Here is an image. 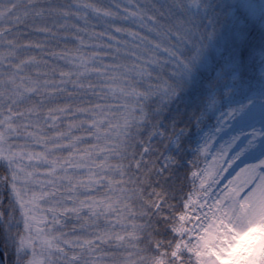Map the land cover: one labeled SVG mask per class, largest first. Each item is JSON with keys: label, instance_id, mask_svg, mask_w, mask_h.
<instances>
[{"label": "snow or ice", "instance_id": "obj_1", "mask_svg": "<svg viewBox=\"0 0 264 264\" xmlns=\"http://www.w3.org/2000/svg\"><path fill=\"white\" fill-rule=\"evenodd\" d=\"M0 169V264H264V0H0Z\"/></svg>", "mask_w": 264, "mask_h": 264}, {"label": "rangeland", "instance_id": "obj_2", "mask_svg": "<svg viewBox=\"0 0 264 264\" xmlns=\"http://www.w3.org/2000/svg\"><path fill=\"white\" fill-rule=\"evenodd\" d=\"M232 133L231 132H225V134L222 136V139H227ZM218 147V146H217ZM245 161L250 162V157H245L243 158ZM208 163H211V159H209ZM239 163V162H238ZM243 165H241L242 167ZM235 168V166H234ZM239 171V168H235V171H233V169H229L228 172L224 173L223 175L227 176L228 179H231L233 176H235V173ZM229 173H231V175H229ZM224 183H227V181L225 180ZM223 186V185H221ZM256 240H253L252 243H256ZM225 243H227V241H225ZM223 264H233L232 260H229L227 258V255L223 258Z\"/></svg>", "mask_w": 264, "mask_h": 264}, {"label": "trees", "instance_id": "obj_3", "mask_svg": "<svg viewBox=\"0 0 264 264\" xmlns=\"http://www.w3.org/2000/svg\"><path fill=\"white\" fill-rule=\"evenodd\" d=\"M201 166L202 167L204 166L203 162L201 163ZM2 171L3 170L0 169V172H2ZM2 198H3V203L6 206L8 204V193L7 192H3L2 193ZM4 259H5V256H4L3 250L0 249V261H3ZM8 259L10 261L11 260V257L9 256Z\"/></svg>", "mask_w": 264, "mask_h": 264}]
</instances>
